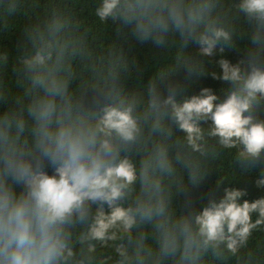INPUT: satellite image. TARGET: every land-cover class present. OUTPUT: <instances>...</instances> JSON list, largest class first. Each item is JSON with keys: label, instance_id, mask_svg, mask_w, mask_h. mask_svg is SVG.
Segmentation results:
<instances>
[{"label": "clouds", "instance_id": "clouds-1", "mask_svg": "<svg viewBox=\"0 0 264 264\" xmlns=\"http://www.w3.org/2000/svg\"><path fill=\"white\" fill-rule=\"evenodd\" d=\"M23 3L0 0V17ZM236 7L255 49L243 68L218 61L222 75L213 77L230 84L222 102L209 88L178 99L173 84L166 96L154 83L147 97L129 93L136 66L122 49L114 41L95 47L59 9L23 28L15 61L22 87L15 109L0 115V264H262L249 244L264 231V197L241 202L246 190L227 187L199 211L189 202L178 213L174 203L224 150L243 172L259 162L255 184L264 189V0ZM94 15L174 50L160 79L184 61L190 40L207 56L234 43L220 0H95ZM7 59L0 54V70ZM187 63L203 74L200 62ZM89 88L95 106L85 101ZM9 95L0 79V100Z\"/></svg>", "mask_w": 264, "mask_h": 264}, {"label": "trees", "instance_id": "trees-1", "mask_svg": "<svg viewBox=\"0 0 264 264\" xmlns=\"http://www.w3.org/2000/svg\"><path fill=\"white\" fill-rule=\"evenodd\" d=\"M238 2L239 0H220L223 11L235 29L233 46L226 47L223 52L219 51L218 46L214 50V55L207 56L199 52V45L194 40H190L183 48L184 61L176 67L174 73L160 79L159 72L173 66L175 51L167 53L166 50L157 47L151 41H139L132 34L130 26L117 33V23L109 20L106 24H102L94 15L95 0H24L20 13L12 17H0V54H7L8 57L7 67L0 70V79L3 80L10 93L6 99L0 100V115L15 109L13 97L19 94L22 87V83L17 79L15 61L19 48L24 43L23 28L42 18L53 8L69 14L78 22L81 29H86L93 38L95 47H106L108 41L116 42L127 60L136 66L125 82L126 90L129 93L147 97L149 87L154 83L157 91L166 96L169 84H173L178 85L180 92L178 99L198 95L201 89L209 88L217 95V102H222L226 98L225 90L230 87V84L213 77V73L218 76L222 75L218 61L223 58L231 64H241L243 68L249 54L255 49L248 18L236 7ZM187 61L200 62L204 69L203 74L197 75L195 72H190ZM242 61L244 63H241ZM93 95V90L87 89L85 101L95 106ZM96 111L99 112L98 106ZM260 118H264V112H261ZM201 123L203 127L207 128L211 121ZM260 167L261 164L257 162L251 171L243 172L242 166L235 160L233 152L224 150L221 157L207 170L205 178L198 186L191 187L189 192L174 197L176 211L183 213L189 210V202L199 211L207 206L209 200L219 201L227 187L246 190L247 194L241 198V202L244 199L251 201L264 197V189L255 184L260 175ZM45 170L50 175L53 174V167L47 162H45ZM218 180H220L219 184ZM15 187L17 191H23L22 185L17 184ZM249 248L264 264V231H258L253 235ZM103 251L105 259H107L110 250Z\"/></svg>", "mask_w": 264, "mask_h": 264}]
</instances>
